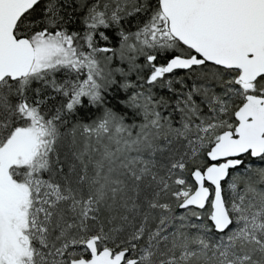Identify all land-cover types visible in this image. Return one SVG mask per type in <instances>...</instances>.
Returning a JSON list of instances; mask_svg holds the SVG:
<instances>
[{"label":"snow or ice","instance_id":"1","mask_svg":"<svg viewBox=\"0 0 264 264\" xmlns=\"http://www.w3.org/2000/svg\"><path fill=\"white\" fill-rule=\"evenodd\" d=\"M0 264H264V0H0Z\"/></svg>","mask_w":264,"mask_h":264}]
</instances>
